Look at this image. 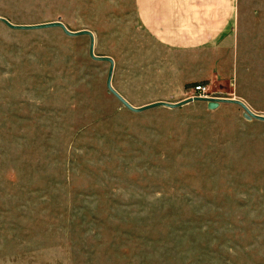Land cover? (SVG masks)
<instances>
[{
    "label": "rangeland",
    "instance_id": "1",
    "mask_svg": "<svg viewBox=\"0 0 264 264\" xmlns=\"http://www.w3.org/2000/svg\"><path fill=\"white\" fill-rule=\"evenodd\" d=\"M233 43L167 49L135 0H0L13 25L90 31L135 108L201 97L264 116V0ZM91 37L0 21V264H264V121L231 103L129 110Z\"/></svg>",
    "mask_w": 264,
    "mask_h": 264
},
{
    "label": "crops",
    "instance_id": "2",
    "mask_svg": "<svg viewBox=\"0 0 264 264\" xmlns=\"http://www.w3.org/2000/svg\"><path fill=\"white\" fill-rule=\"evenodd\" d=\"M240 0H135L147 35L170 50L231 47Z\"/></svg>",
    "mask_w": 264,
    "mask_h": 264
},
{
    "label": "water",
    "instance_id": "3",
    "mask_svg": "<svg viewBox=\"0 0 264 264\" xmlns=\"http://www.w3.org/2000/svg\"><path fill=\"white\" fill-rule=\"evenodd\" d=\"M0 21L6 24L8 27L15 29V30H38V29H47V28H60L62 29L67 35L71 37H79V36H90L91 37V46H90V56L92 59L97 60V61H104V62H109L111 65L110 68V73H109V78H108V89L109 91L123 104L125 105L129 110L140 113L145 110L155 108V107H168V108H179L185 104L191 103L194 100H201L208 102L211 108H217L220 103H231V104H237L241 106L245 112L246 116L249 119H256L259 121H264V116L257 115L253 113L243 102L241 101H236L232 99H211V98H206V97H196L192 98L189 100H186L184 102L178 103V104H173V103H168V102H158L152 105H149L147 107L143 108H135L132 106L121 94H119L112 86V78L114 74V60L110 57H103V56H96L94 54V48H95V39L94 35L90 31H82V32H71L63 23L61 22H53V23H48V24H43V25H37V26H19V25H13L11 22H9L6 18L0 17Z\"/></svg>",
    "mask_w": 264,
    "mask_h": 264
},
{
    "label": "built area",
    "instance_id": "4",
    "mask_svg": "<svg viewBox=\"0 0 264 264\" xmlns=\"http://www.w3.org/2000/svg\"><path fill=\"white\" fill-rule=\"evenodd\" d=\"M206 92V88L202 84L196 85L193 90V98L201 97Z\"/></svg>",
    "mask_w": 264,
    "mask_h": 264
}]
</instances>
